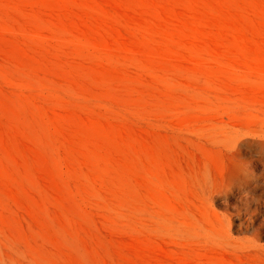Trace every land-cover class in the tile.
<instances>
[{
	"label": "rangeland",
	"instance_id": "374dc122",
	"mask_svg": "<svg viewBox=\"0 0 264 264\" xmlns=\"http://www.w3.org/2000/svg\"><path fill=\"white\" fill-rule=\"evenodd\" d=\"M0 264H264V0H0Z\"/></svg>",
	"mask_w": 264,
	"mask_h": 264
}]
</instances>
